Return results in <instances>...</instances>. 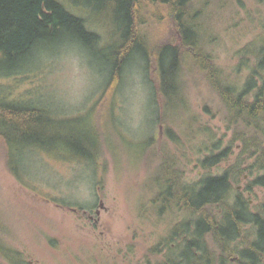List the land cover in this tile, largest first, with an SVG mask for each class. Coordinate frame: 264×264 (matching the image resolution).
Here are the masks:
<instances>
[{
  "label": "rangeland",
  "instance_id": "rangeland-1",
  "mask_svg": "<svg viewBox=\"0 0 264 264\" xmlns=\"http://www.w3.org/2000/svg\"><path fill=\"white\" fill-rule=\"evenodd\" d=\"M63 1L107 40L109 27L76 2L83 0ZM209 24L216 36L207 48L241 85L253 62L243 65L241 50L264 37V4L226 0ZM28 65L0 76V105L32 102L50 125L43 144L0 139V225L8 245L20 253L16 258L30 264H156L163 254L150 248L174 223L189 220L178 209L158 213L151 203L162 157L177 159L184 180L195 182L203 174L233 169L240 155L236 141L218 165L207 170L198 162L210 149L228 145L232 135L218 96L195 79L182 88L180 103L162 107L151 87L157 83L154 72L143 68L142 59L128 62L115 89L104 58L76 44L34 56ZM167 127L178 142L166 135ZM208 133L222 138L218 148L200 145ZM241 162L246 168L251 160ZM239 173L238 192L252 191L250 207L260 208L264 186L248 184L263 171ZM0 262L8 264L3 257Z\"/></svg>",
  "mask_w": 264,
  "mask_h": 264
},
{
  "label": "trees",
  "instance_id": "trees-1",
  "mask_svg": "<svg viewBox=\"0 0 264 264\" xmlns=\"http://www.w3.org/2000/svg\"><path fill=\"white\" fill-rule=\"evenodd\" d=\"M257 1L264 4V0ZM76 2L90 8L92 14L104 21L106 29L109 27L106 41L103 33L89 28L85 17L69 9L63 0H0V76L13 75L28 68L29 60L34 56L54 52L61 45L76 44L104 58L109 68L108 83H114L115 89L121 83L128 62L133 58L136 61L142 59L143 68H151L154 72L157 83L151 87L156 89H152L155 102L162 107L180 103L181 100L178 102L177 99H181L182 88L188 81H205L221 101L226 128L232 130V135L228 145L216 152L210 149L211 152L199 157L198 162L207 170L218 165L230 156L231 146L236 141H240V155L233 169H225L220 174H203L195 182L184 180L177 159L168 155L162 157L159 179L156 176L159 188L151 203L156 205L158 213L178 209L189 216V220L174 223L167 236L151 247L150 252L158 254L166 245L168 251L165 255L174 256L179 246L175 243L172 247L171 242L182 239L186 241L181 246L184 255L188 260L196 261L192 244L205 239L206 233H212L214 239L222 241L226 235L232 238L243 224L264 225V212H249L246 199L231 195L238 192L235 183L241 169L263 171L250 181L248 189L264 186V37L260 43H251L241 50L243 65H249L252 58L253 62L240 85L239 81L230 80L207 48L209 39L216 36L209 24L212 15L225 6L226 0ZM212 2L215 7L211 6ZM147 82L151 84V80ZM251 93L252 98H249ZM30 103L0 105V139L5 144L7 141L43 144L50 134L47 130L50 125L40 107ZM26 106L36 110L28 114L23 109ZM2 124L7 129L3 130ZM166 135L178 142L168 127ZM221 141L222 138H212L208 133L200 145L218 148ZM241 158L251 160L246 168H240ZM9 168L17 174L11 166ZM260 208H264V204ZM1 226L0 257L8 264H25L23 260L14 259L20 253L8 245ZM260 234L264 239V227Z\"/></svg>",
  "mask_w": 264,
  "mask_h": 264
},
{
  "label": "flooded vegetation",
  "instance_id": "flooded-vegetation-1",
  "mask_svg": "<svg viewBox=\"0 0 264 264\" xmlns=\"http://www.w3.org/2000/svg\"><path fill=\"white\" fill-rule=\"evenodd\" d=\"M231 195L233 197L240 196L246 199L249 205V212H264V208L254 210L250 207L252 205V191L236 192ZM239 227V231L233 234L232 238L230 235H226L224 240L218 241L214 239L212 233H206L205 239L194 241L192 244L194 245L192 251L196 256V261H192V259L188 260L184 255V250L181 246L185 245L186 241L177 239L176 242H171L172 247L175 243L179 246L175 250L174 256L165 255L168 251V248L165 246L160 252L163 256L158 259V264H187L188 262H193L195 264H264V239L260 238V230L264 225L246 223ZM167 234L164 235L163 238H165ZM262 235L264 237V234ZM14 259L19 260L18 258ZM25 264L30 263L25 262Z\"/></svg>",
  "mask_w": 264,
  "mask_h": 264
}]
</instances>
